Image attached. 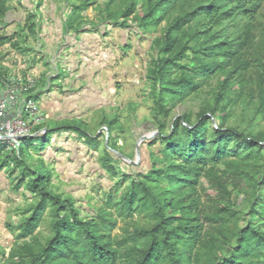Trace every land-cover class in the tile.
<instances>
[{"label":"trees","instance_id":"obj_1","mask_svg":"<svg viewBox=\"0 0 264 264\" xmlns=\"http://www.w3.org/2000/svg\"><path fill=\"white\" fill-rule=\"evenodd\" d=\"M9 1L0 0V25ZM60 2L63 30L81 32L90 0ZM40 6L41 0L18 30L1 34L0 46L31 51L27 42L39 35ZM101 10V21L141 34L164 23L151 39L144 74L158 130L150 141L158 144L149 151L150 169L119 172L112 154H127L117 141L118 113L99 121L108 132L102 147L101 132L92 137L81 118L36 126L18 154L1 144L0 168L16 173L13 189L22 190L26 204L16 210V221H5L13 242L0 264H264V130L225 124L239 104L264 120V0H127L116 16L109 4ZM9 73L0 65V80ZM204 88L198 110L176 117L166 131L174 105ZM70 131L96 150L114 180L92 210L81 209L53 182V165L41 155L50 139L33 141ZM201 182L207 188L200 189ZM139 215L149 224L133 223ZM41 227L48 230L43 240Z\"/></svg>","mask_w":264,"mask_h":264},{"label":"rangeland","instance_id":"obj_2","mask_svg":"<svg viewBox=\"0 0 264 264\" xmlns=\"http://www.w3.org/2000/svg\"><path fill=\"white\" fill-rule=\"evenodd\" d=\"M124 1L127 0H90L91 3L84 12L85 18L87 22L90 19L92 21H101V17H104L101 9H103L105 4H109L111 14L116 16L118 9L121 8ZM38 2L39 0H21V3H18L15 0H10L8 2L9 11L5 17V25H0V35H9L18 30L25 23L31 11L37 7ZM59 3H61L60 0H41V6L39 8V17L41 20L39 35L37 38L30 37L27 42L31 51L22 54L10 48L9 45L0 46V65L7 67L10 73L20 71L23 74H27L32 66L48 59L52 51L66 49L63 47L65 46V35L68 34V31L65 32L61 27L63 25L65 11L64 13L59 12L57 16L54 15L55 12L53 11ZM110 26L111 28L109 30L114 32L113 37H110V34L107 38L98 34L99 42L96 43L91 40L81 42V45L83 44L84 47L80 45L77 47V50L78 53L84 52L85 50L94 53L99 50H113L114 67H109L110 71H104L106 76L111 74L112 77L106 79V76L103 74L100 76V79L102 78L101 80H104L105 83H110L111 80L113 85L118 89L115 95V102L118 104V111L119 104L123 105V111L120 110L122 112L119 116L118 126L121 129H119L120 134L118 135L117 141L127 154V156L122 157L113 153V161L118 163L117 165L120 168L119 172L121 173L133 175L136 173H146L151 166L149 151H157L158 145L151 144L150 141L156 136L158 130L156 129V123L153 118V97L149 93L150 86L145 81L144 74L147 61L153 54L151 39L155 34L162 31L164 23H161L155 31L149 29L146 34H141L137 27L131 26L121 30L118 25L113 24ZM50 32L55 33L49 37ZM42 34H46L49 40L44 41L46 35L42 36ZM98 35H96V38ZM55 64L56 66L54 67L52 63L48 65V62H46L48 67H54V69L59 65L58 75L60 77L69 75L66 68H63L61 65L60 59H57ZM82 65H80V68ZM41 67L43 68V65ZM78 81L81 82V79ZM211 82L214 85L216 79L214 78ZM83 86L84 84H81V87ZM205 90L206 88L200 94L190 96L183 102L174 105L166 121V131L170 128L171 122L176 117L188 112L194 114L198 110L206 96ZM128 101L134 105L130 106L132 103L126 105ZM91 106L93 107V105ZM77 116L88 123V132L92 137H95L97 133L101 132L102 136L98 138V145L102 147L108 138L106 127L102 128L99 125V120L91 115L89 106L88 108L87 106L81 107ZM74 122L76 123L77 121ZM225 124L233 125L241 129H250L253 133L264 130V120L260 119L258 115H253L250 109H244L240 104L231 110ZM104 136L105 139L103 141ZM49 139L50 144L45 151L41 152V155L46 162L53 165V182L58 186V190L72 196L76 205L80 206L83 210H92L93 207L99 206L104 192H108V190L113 188L114 180L101 167L97 159L98 155L96 150L84 142L83 139L78 138L75 133L71 134L70 132L48 133L47 135H42L32 140L38 141L39 144H44ZM235 148L236 146L234 145L230 147L231 150ZM21 150L23 152L25 151L23 146ZM15 175L16 173L11 176L8 172L0 170V258L4 251H8L13 242V236L6 229L5 221L9 217L16 221L19 218V214L17 213L18 215H16V210L26 204L25 197L21 194L22 190L14 191L13 189L12 180ZM127 185L128 183L123 186L119 185L118 189L123 191ZM205 188H207L206 182H201L200 189ZM209 193H212V191H209ZM236 197L234 196L233 199L235 200ZM261 199H264V194ZM132 222L141 226L149 224V220L142 215L135 216ZM122 226L123 222H120L118 227L113 231V234H119L120 227ZM40 231V239L43 240V236L48 234V230L45 227H41Z\"/></svg>","mask_w":264,"mask_h":264},{"label":"crops","instance_id":"obj_3","mask_svg":"<svg viewBox=\"0 0 264 264\" xmlns=\"http://www.w3.org/2000/svg\"><path fill=\"white\" fill-rule=\"evenodd\" d=\"M53 11L55 12L54 15L57 16L59 12L64 13L66 10L63 5L57 4ZM94 24L95 26H93ZM108 24L113 25V23L108 21H92L90 19L84 24V28L81 32H76L73 29L69 30L67 32L68 34L65 35V46L63 48L66 49H63L64 51H52L48 59L44 62L37 63L29 69L27 74L36 77V96L47 123L59 124L64 121L78 119L80 117L77 116V114L81 107L84 106H87V108L89 106L91 115L99 121L102 117L110 119L116 113L120 114L123 111V105L121 104H119L120 107L118 111V104L115 102V95L118 89L113 85V82L110 80V83H105L104 80H101L102 78L100 79L104 71H110V68L114 67L113 50H99L95 51V53L89 50L78 53L77 50L81 42H87L89 40L96 43L99 42L98 38L100 34L106 38L109 34L110 37H113L114 32L109 30L111 26ZM121 30L124 29L121 28ZM53 33L55 32H50L49 37H51ZM43 35L46 34H42V36ZM96 35H98L97 38ZM47 37V35L44 37V41L49 40ZM82 47H84V45ZM57 59L61 60V65L69 72L68 76L60 77L58 75L59 65L54 69ZM46 62H48V65L52 63L54 67H48ZM81 64L83 65L80 68ZM41 65H43V68ZM104 68H106V70H104ZM104 76L106 75L104 74ZM111 77L112 75L109 74L106 76V79H110ZM79 79H81V82L78 81ZM81 84H84V86L81 87ZM129 103L128 101L126 105H129ZM91 105H93V107ZM114 110H117V112L115 113ZM70 133L72 134L73 132L70 131ZM0 170L8 172L5 167L0 168Z\"/></svg>","mask_w":264,"mask_h":264},{"label":"built area","instance_id":"obj_4","mask_svg":"<svg viewBox=\"0 0 264 264\" xmlns=\"http://www.w3.org/2000/svg\"><path fill=\"white\" fill-rule=\"evenodd\" d=\"M36 83V77L20 71L0 80V141L7 152L18 154L21 140L46 120L35 98Z\"/></svg>","mask_w":264,"mask_h":264},{"label":"water","instance_id":"obj_5","mask_svg":"<svg viewBox=\"0 0 264 264\" xmlns=\"http://www.w3.org/2000/svg\"><path fill=\"white\" fill-rule=\"evenodd\" d=\"M132 163H135V162H132Z\"/></svg>","mask_w":264,"mask_h":264}]
</instances>
